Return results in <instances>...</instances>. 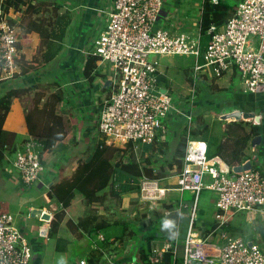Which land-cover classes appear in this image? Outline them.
Segmentation results:
<instances>
[{
	"label": "built area",
	"instance_id": "2783aa9c",
	"mask_svg": "<svg viewBox=\"0 0 264 264\" xmlns=\"http://www.w3.org/2000/svg\"><path fill=\"white\" fill-rule=\"evenodd\" d=\"M163 7L164 0H115L113 8L105 14V30L94 41L93 55L107 63L111 71V94L100 105L97 122L98 133L108 146L132 143L137 149L139 145L151 144L160 131H166L169 116L184 115L190 125L191 115H186L181 105H175L170 88L158 82L160 57L196 59L192 96L199 74L205 71L217 78L236 71L245 93L264 92V0H240L224 25L211 26L208 31L211 38L202 53L199 22L195 32L177 36L155 26ZM19 44L16 27L0 10V85L11 81L17 73L21 58ZM199 57L202 63L198 62ZM259 116L261 119L262 115ZM252 123L259 124L260 120ZM45 149L44 140L32 136L16 152L9 173L20 188L42 182ZM207 153L208 144L188 133L182 167L171 177L175 179L174 185L144 178L140 181V202L150 211L158 202L173 206L170 199L175 194L190 192L191 204L177 201L179 210H189L183 264H264V252L258 244L227 230L234 213H246L250 220H255L257 211L264 218V162L259 160L256 146H252L249 159L235 166L208 159ZM247 162L249 169L234 171L236 166ZM204 189L216 193L218 226L209 239H203L193 229ZM170 247L165 244L154 248L151 261L161 260ZM32 257L31 244L15 225L14 216L0 211V264H30ZM120 264L137 262L127 260Z\"/></svg>",
	"mask_w": 264,
	"mask_h": 264
},
{
	"label": "crops",
	"instance_id": "0c3cea01",
	"mask_svg": "<svg viewBox=\"0 0 264 264\" xmlns=\"http://www.w3.org/2000/svg\"><path fill=\"white\" fill-rule=\"evenodd\" d=\"M6 2L7 0H0V10L6 13L10 23L16 27L19 33L21 58L14 78L0 85V96L10 89L19 90L10 109L0 112V134L2 130L7 129L16 132L20 141L32 137L27 133V114H33V121L37 122L40 128L52 126L53 120L41 121L37 119L36 102L42 96L40 103L42 106V103L46 102L45 97L48 98L50 95L52 97L55 92L60 91L62 100L56 106V113L62 117L65 135L61 140L53 141L52 152L45 156L46 170L42 182L33 184L28 190H24L25 200L17 199L21 189L16 188L13 184L16 183V179L9 173L10 166L6 168L4 179L0 182V204L12 205L15 225L22 230L33 250L30 264H60L61 260L64 261V264H80V262H84V264H120L127 257L115 253H105L98 259L97 248L104 239L103 233H99L93 238L82 231H77L73 225L87 217L93 221H98V218H106L99 205H95L96 203L90 205L79 194L75 195L66 209L56 201L47 200L48 191L52 186L67 187L75 179L79 164L90 155L95 139L106 145L105 140L98 133L97 122L100 105L111 94L109 80L111 71L107 63L98 59L95 72H98L99 75L95 79L89 81L82 72L87 56L93 55L95 39L106 28L105 14L113 8L115 0H52L49 2L47 0H12L19 7L9 6L8 10H5ZM48 3H56L58 9L55 10ZM192 8L193 11H191ZM201 10L202 0H164L163 11L155 26L168 31L173 36L195 32ZM55 23L56 25L53 26ZM50 26L58 31L59 28L66 27L64 46L53 61L48 65L41 66L43 39L40 30ZM171 73L178 74V68L176 63L168 61L165 67L159 68V84L170 89L184 88L186 82L190 86L192 85L190 77L192 78L193 74L185 76L184 82L179 86L172 77L175 75H171ZM224 77L228 78L226 81L229 84L238 77V74L236 71H231L215 78L209 71H205L199 74L198 81L206 85L209 78L222 79ZM211 88L220 90L225 86L215 80ZM259 115H262L259 124L264 127V114L260 113ZM173 117L169 116L167 123ZM256 149L259 153L258 146ZM214 160L224 164L223 160L218 157ZM170 179H173V182L165 183L168 186L175 183L174 178L170 177L167 180ZM135 197L134 194L124 196L120 203V206L124 204L129 207V218L124 217L131 223L135 222L136 214L140 213L142 209L140 212L130 209V204L133 202L140 204L144 209V203L140 202L139 194L138 201H135ZM34 208H40L43 212H47L50 219L44 221L36 217L32 218L31 211ZM123 208L121 207L122 210H124ZM61 210H65V216L60 224L58 237L63 241L57 242L55 239L49 238L50 223L55 214ZM254 215L255 220H250L246 213L232 214L227 224V230L229 228L230 234L240 235L249 243L258 244L264 252V218L257 211ZM215 222L202 221L209 226ZM127 251L129 252L130 248L126 249L124 253H128ZM91 255L95 257L93 261L89 259Z\"/></svg>",
	"mask_w": 264,
	"mask_h": 264
},
{
	"label": "trees",
	"instance_id": "16d2710c",
	"mask_svg": "<svg viewBox=\"0 0 264 264\" xmlns=\"http://www.w3.org/2000/svg\"><path fill=\"white\" fill-rule=\"evenodd\" d=\"M48 4L52 5L55 10L58 9L56 3ZM237 5L231 6L225 0H218L217 3H214L213 0H202L199 20L201 53L204 52L211 38L208 33L211 26L219 28L224 25L235 12ZM9 6L19 7L12 0H7L5 10H8ZM65 29L66 27L63 26L58 31L50 26L40 30L43 39L41 66L48 65L63 49ZM97 60L98 58L92 54L87 56L82 74L89 81L99 75L98 72H95ZM202 61V57H199L198 62L202 63ZM190 81L193 85V77H190ZM18 92L19 90L10 89L0 96L1 113L10 109ZM50 96L44 104L42 103V106H40L42 97L38 99L35 114L38 120H53L52 126L40 128L38 123L33 121V114L26 116L27 133L30 136L42 138L45 142L43 164L45 156L52 152L53 141H59L65 135L62 117L56 113V106L61 102L62 94L60 91L55 92L52 96L55 98L54 102L49 100ZM182 109L185 111L184 106ZM184 120L186 126L182 133L177 135L176 146L171 154H169L170 132L165 133L166 131H160L151 144L139 145L137 149L132 143H127L123 148H117L104 145L103 142L95 139L90 155L80 162L75 179L67 187L61 188L56 185L49 189L47 200L56 201L62 205V208L66 209L77 194L82 195L90 205L96 203L95 205L102 208L106 218H98V221H93L87 217L73 224L77 231H82L93 238L99 233L104 234V239L97 248L98 259L102 254L115 253L127 257L124 261L135 259L137 264H183V241L189 227L187 208L178 211L177 200L175 201L172 197L170 201L174 203L173 206H168L164 201L158 202V206L149 211L148 206L144 205V211L137 213L135 222L131 223L123 216L120 203L124 196L132 194L136 196L135 201H138L142 179L165 180L174 176L181 169L188 133L193 139L202 140L208 144V159L218 157L229 166L240 165L251 157L252 141L258 136L262 137L261 144L258 146L259 154L264 155V127H261L260 124H253L251 121L245 120L226 121L223 124L224 130L221 135L215 138L209 135L211 129L208 124L197 127V117L191 115V126L187 123L189 121L186 116H184ZM24 141L18 139L16 132L2 130L0 134V182L4 179L6 168L11 165L16 152ZM166 210L170 211L169 214H166ZM64 216L65 210H61L55 214L50 223L49 238L55 239L57 242L63 241L58 237V231ZM147 221L150 222V227L154 225L158 230L145 236L138 229L144 230ZM166 221L170 222V227H164ZM217 226L216 222L209 226L204 223L199 224L197 221L194 223L193 229L203 239H206ZM164 244H170L171 247L164 252L161 260L152 262V250L155 247L161 248ZM129 248L130 251L125 254L124 251ZM94 258L91 255L89 259L93 261Z\"/></svg>",
	"mask_w": 264,
	"mask_h": 264
},
{
	"label": "rangeland",
	"instance_id": "374dc122",
	"mask_svg": "<svg viewBox=\"0 0 264 264\" xmlns=\"http://www.w3.org/2000/svg\"><path fill=\"white\" fill-rule=\"evenodd\" d=\"M47 1L49 2L52 0H47ZM225 1H227V3L231 6L232 5L235 6L238 3L237 0H225ZM50 4H54V3H50ZM191 5L193 6V4ZM193 10L194 9L192 8L191 11ZM253 40L255 41V43H257V38L253 37ZM158 60L160 64L159 68L165 67L168 61L170 63L173 62V64L175 63L177 64L178 74L171 73V75H175L172 77L173 79H175V83H177L179 86L182 85V83L184 82L185 76L193 74L194 66L196 63L195 62L196 59L193 56L160 57L158 58ZM172 70L174 71V69ZM215 80L217 83H220V85H224L225 88L220 90H213L211 88V85ZM226 80H228L227 77H224L222 79L209 78V81L206 85H204L203 83H199V81L197 80L195 82V89L193 88L194 90L193 96L191 93L192 85L190 86V84H188L187 82L184 84V88L179 89L174 87L170 89V95L174 100L175 105L177 106L181 105V109L184 106L185 111L182 109L184 113L191 114L192 116L197 117L198 118L197 127H199L202 124H208L211 129L209 135L215 138L219 137L222 132L221 129H224L223 124L226 121L222 120V116H226L232 112H235V110L241 111L242 113H253L255 114V116H259L260 113L264 114V92H259L256 94L245 93L239 76L234 78L233 82L229 84ZM42 95L45 94L43 93ZM47 99L48 98L45 97V100ZM49 100H51V102H54V99H52V97ZM245 121L255 122L254 119H249ZM185 126H186V122L184 120V115H180V114L174 116L173 119H171V121L167 123L168 128L166 129L165 133L170 132L169 141L171 142V146H172V147L169 146V154L173 152V148L176 146L175 139L177 135H180L182 133ZM125 145L126 144L113 146V147L123 148ZM258 155H259V160L264 162V155H260V154ZM172 182L173 179H170L164 181L163 184L165 183L168 184ZM209 182H211L210 179L207 181V183ZM13 184L14 186H16V188H20V184L17 181L16 183ZM20 189L21 190L19 191L17 199L23 201L26 198V193L24 190H28L29 187L21 186ZM173 199L175 201L182 200L187 204L192 203V196L190 192H184L182 195L175 194V196H173ZM215 201H216L215 192L207 189H204L201 192L198 202V211H197V220H196L199 222V224H201L202 221H215V216L217 213ZM121 207H124L123 216L128 217L129 207L124 206V204H122ZM131 208L136 209L139 212L141 209L142 211H144L142 205L140 206V204L134 202L130 204V209ZM0 211L14 215V209L10 204H0ZM156 228L157 227L154 225L150 227V222L147 221L145 222V229L142 230L139 228L138 230L142 231V235L148 236L150 233L156 232V230H158ZM176 235H178V233H176Z\"/></svg>",
	"mask_w": 264,
	"mask_h": 264
},
{
	"label": "water",
	"instance_id": "95a60500",
	"mask_svg": "<svg viewBox=\"0 0 264 264\" xmlns=\"http://www.w3.org/2000/svg\"><path fill=\"white\" fill-rule=\"evenodd\" d=\"M249 119H255L256 122H259L260 116H255L253 113H242L241 111H235L232 112L226 116H222V120L225 121H238V120H249ZM262 137L258 136L254 138L252 141V146H259L261 144ZM250 168V163L247 162L243 166H236L234 168L235 172H241L243 170H247ZM31 217L32 218H38L44 221H48L50 219V215L47 212H43L40 208H34L31 211Z\"/></svg>",
	"mask_w": 264,
	"mask_h": 264
},
{
	"label": "clouds",
	"instance_id": "9594fccd",
	"mask_svg": "<svg viewBox=\"0 0 264 264\" xmlns=\"http://www.w3.org/2000/svg\"><path fill=\"white\" fill-rule=\"evenodd\" d=\"M164 227H170V222L166 221V222L164 223ZM60 264H64V261L61 260Z\"/></svg>",
	"mask_w": 264,
	"mask_h": 264
}]
</instances>
